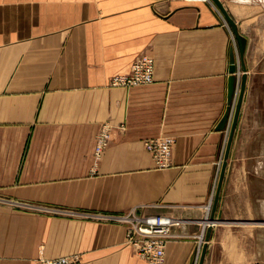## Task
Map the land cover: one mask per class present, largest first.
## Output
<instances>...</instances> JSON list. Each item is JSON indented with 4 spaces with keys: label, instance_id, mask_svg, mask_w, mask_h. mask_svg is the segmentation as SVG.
I'll return each mask as SVG.
<instances>
[{
    "label": "crops",
    "instance_id": "crops-1",
    "mask_svg": "<svg viewBox=\"0 0 264 264\" xmlns=\"http://www.w3.org/2000/svg\"><path fill=\"white\" fill-rule=\"evenodd\" d=\"M219 1L246 39L247 78L211 219L232 44L213 1L0 0V264H147L122 223L30 206L171 218L164 264H198L204 245L203 264H264L248 109L264 81V0ZM145 54L151 84L109 86ZM103 123L111 136L96 160ZM159 136L175 140L163 169L144 147Z\"/></svg>",
    "mask_w": 264,
    "mask_h": 264
},
{
    "label": "built area",
    "instance_id": "built-area-1",
    "mask_svg": "<svg viewBox=\"0 0 264 264\" xmlns=\"http://www.w3.org/2000/svg\"><path fill=\"white\" fill-rule=\"evenodd\" d=\"M187 2H209V0H185ZM154 58L150 55H143L138 58L131 66L127 74L117 75L114 84L128 86L149 85L154 80ZM111 136L109 125L103 127L96 141V156L99 155L103 147L108 144ZM175 143L172 137H161L145 142L146 150L153 155V159L158 168L170 166L172 147ZM132 216L126 217L131 224L130 236L127 243L135 248L138 257L147 264H164L165 247L168 239L171 238V227L175 221L171 218L162 216ZM73 260L67 258L50 261L47 264H73Z\"/></svg>",
    "mask_w": 264,
    "mask_h": 264
},
{
    "label": "rangeland",
    "instance_id": "rangeland-1",
    "mask_svg": "<svg viewBox=\"0 0 264 264\" xmlns=\"http://www.w3.org/2000/svg\"><path fill=\"white\" fill-rule=\"evenodd\" d=\"M225 26L227 27V29L230 30L231 43H232L231 47H233L235 52H236V43H235L234 37L231 33L230 26L226 20H225ZM141 56H143V55H140L138 58H140ZM236 58H237V54H236ZM240 71H241V69H239L236 73L237 78H239ZM118 75H120V74H118ZM116 76L117 75L111 77L110 82H109L110 87L123 88V89H129V88L136 87V86H128V85H122V84H114V79ZM235 91L236 92L238 91V84L236 85ZM235 98H236V93H235V95L233 97V101L230 105L228 125L225 128V133H228L229 124L231 122V117H232V114L234 111ZM248 109H252L253 111H255V116L253 118H251V121H252L251 125L256 127V132H255L254 137H253V143H251V146L249 147V155L252 157L254 164H255L254 165L255 180H254V185H253V197H254V201H255V217L264 221V81L262 84L258 85V87L256 88V92L254 94L253 102L249 103ZM106 125L110 126L109 123H103L101 125V127L98 131V134L96 136V139H95L94 157L96 160H98L101 157L102 153L104 152V150L109 145L110 140L108 141V144L105 147H103V149L101 150L99 155L96 156L95 149H96L97 137H98L99 133L101 132V130L103 129V127ZM110 129H111V127H110ZM161 137H168V136H159V137L152 138V139H157V138H161ZM148 140H151V139H148ZM148 140H146V141H148ZM146 141H144V145H145ZM226 141H227V139L225 140V145H226ZM224 148H225V146H224ZM151 156L153 157L152 154H151ZM217 179H218V177H217ZM22 209H23V211H26V212H30V209H31L33 211H37V212H34L35 214L43 215V216H45L44 215L45 213H52V214H54V216H57V217L73 215V216H82L84 218L96 219V220L105 221V222L106 221L119 222V223H122L128 227V229H127V234H128L127 235V241H128L129 236H130L131 224L128 223L126 217L132 216L131 213H133V212L115 215V214H99V213H92V214L70 213V212L64 211L62 209L50 208V207H48V208L47 207H39V206H37V207L36 206L31 207L30 206L28 208H25V209L22 208ZM134 214L136 216H138L136 213H134ZM261 229H262V233L264 236V226H261ZM262 253L264 255V245L262 246ZM64 258H67L69 260H73L74 261L73 264H80L81 263V256L79 254L64 255V256L55 257L53 259H46L43 256V254H41L38 257V261L42 264H47L50 261H57L58 259H64Z\"/></svg>",
    "mask_w": 264,
    "mask_h": 264
},
{
    "label": "water",
    "instance_id": "water-1",
    "mask_svg": "<svg viewBox=\"0 0 264 264\" xmlns=\"http://www.w3.org/2000/svg\"><path fill=\"white\" fill-rule=\"evenodd\" d=\"M212 1L216 5L217 9L221 12L223 17L227 21V23L229 24L231 33L236 43V52L233 47L230 48V66H229L230 76H229L228 85H227V106H226L225 113L222 116L217 126V130H223L228 125L230 105L233 101V97L235 93H236V98L234 101V111H233L231 122L228 128V137H227L226 145H225L224 152H223L222 163H221V167L219 170L217 185H216L214 199L212 203L211 219H213V214L215 212V208H216L218 197H219V192H220L221 185L223 182V177H224L225 169L227 166L231 144L233 141L235 129H236L238 118H239V113L241 110L243 95L245 92L246 78H247L245 74V67L243 64V56L245 53L246 39L239 34L236 23L229 16L227 11L223 7L222 3L219 0H212ZM236 54H237V58H236ZM239 69L243 71V74L241 75L240 78H237L236 73ZM237 84H238V91L236 92L235 90H236ZM210 232H211V227H209L208 229L206 240L209 239ZM205 251H206V245H204L202 248L198 264H203ZM193 259L190 264H193Z\"/></svg>",
    "mask_w": 264,
    "mask_h": 264
}]
</instances>
